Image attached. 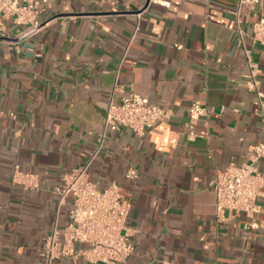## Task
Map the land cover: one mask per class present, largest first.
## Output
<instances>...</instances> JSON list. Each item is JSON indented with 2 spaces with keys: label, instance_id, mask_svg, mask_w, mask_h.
Listing matches in <instances>:
<instances>
[{
  "label": "crops",
  "instance_id": "obj_1",
  "mask_svg": "<svg viewBox=\"0 0 264 264\" xmlns=\"http://www.w3.org/2000/svg\"><path fill=\"white\" fill-rule=\"evenodd\" d=\"M49 2L39 32L23 36L7 21L0 37V264H47L39 249L74 205L72 196L59 204L55 189L90 160L111 97L131 92L168 116L145 135L107 132L88 169L99 188L117 182L132 204L135 250L119 264H264V187L253 218L231 212L222 222L215 210L217 172L248 161L264 136L236 44L239 0ZM261 15L264 0L243 6L249 36ZM247 43L264 92V44ZM194 101L211 112L190 128ZM16 162L38 188L13 185Z\"/></svg>",
  "mask_w": 264,
  "mask_h": 264
},
{
  "label": "built area",
  "instance_id": "obj_2",
  "mask_svg": "<svg viewBox=\"0 0 264 264\" xmlns=\"http://www.w3.org/2000/svg\"><path fill=\"white\" fill-rule=\"evenodd\" d=\"M253 1L258 0H239L234 10L237 16L236 44L242 49L249 67L246 85L256 95L264 129V92L258 78L257 63L247 43L249 37L253 43L264 44V16L261 15L251 22L250 36L242 27L240 16L243 6ZM49 4V0H0V37L7 35V21L19 26L23 36L39 32L44 26L42 16ZM137 15L140 17L141 13ZM210 112V108L200 101L192 102L188 126L193 128L196 120ZM166 116L168 111L160 104L134 92L123 95L118 101L111 97L105 114L102 138L90 160L84 166L65 174L61 184L55 189L59 204H63L67 197L72 196L74 205L65 226L62 229L55 227L39 249L47 264L63 258L74 262L119 264L133 253L135 246L131 240L132 230L128 223L131 202L123 196L117 182L99 188L89 177L88 169L101 151L107 132L127 128L140 136L145 135ZM263 159L264 136L261 141L252 145L248 161H231L223 170L217 172L213 187L216 216L219 221H226L227 214L231 212H246L253 218L259 211L258 198L264 187V173L259 163ZM126 176L134 179L138 172L135 168H129ZM12 183L25 189H33L39 187V178L36 174L23 170L16 162L13 165Z\"/></svg>",
  "mask_w": 264,
  "mask_h": 264
}]
</instances>
